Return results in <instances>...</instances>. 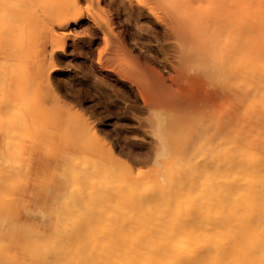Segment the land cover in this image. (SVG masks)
Segmentation results:
<instances>
[{
	"label": "bare ground",
	"instance_id": "6f19581e",
	"mask_svg": "<svg viewBox=\"0 0 264 264\" xmlns=\"http://www.w3.org/2000/svg\"><path fill=\"white\" fill-rule=\"evenodd\" d=\"M87 1L96 6L95 12L91 10L94 13L84 14L80 0H0V19L6 22L0 26V32L12 31L13 24L15 30L35 27L39 30L41 23L40 28L52 35L50 46L54 45V55L64 50L66 38L75 32L72 26L84 17L86 36L81 41L89 50L99 41L105 44L110 37L117 39L112 35L113 19L103 21L95 14L104 10L102 2L110 7V1ZM118 1L127 11L126 16L128 12L147 11L153 18L148 20L150 24L154 26L157 21L173 33L180 50H184L178 21L182 14L191 18V23L186 19L185 24L194 26L199 21V25L210 31L211 38L205 44L194 41L188 51L181 50L186 68L179 71L180 68L173 67L174 74L168 77L157 70H148L146 63L132 60V54L122 42L117 45L119 48L112 47L118 52L113 53L111 48L107 56L99 54L96 68L100 71L114 72L110 63L120 62L121 58L133 69L134 77L114 73L137 91L148 110L147 116H150L146 121L151 124L158 143L154 164L136 174L141 182H130L128 194L123 197L118 195L115 186L108 190L99 177L103 173L93 176L91 170L97 167L95 164L91 167L86 163L78 171L74 167L77 172L73 169L70 179L65 174L67 171L63 172L70 180L68 185L96 186L86 191L78 187L68 189L61 202L64 196L67 200L58 207L61 217H68L73 225L80 223L83 232L88 234L83 236L81 227L66 231L59 245L40 251L43 264H264V0ZM183 1L198 3L186 11L181 10ZM208 6L210 14L205 12ZM196 25L195 30L200 27ZM187 26V32L193 34V26L191 30ZM223 35L228 36L227 41H222ZM5 41L0 36L1 58H6L8 53ZM43 59L35 65L41 81L55 67L52 63L44 66ZM17 99L14 96L3 102L4 109ZM198 102L205 103L212 113L221 110L213 121L209 120V123L215 120L213 125L219 141L211 137L208 141L209 134L205 132L207 142L200 141L204 136L201 135L197 142L190 143L180 134L184 131L179 129L180 107L193 109ZM30 104L29 116L43 109L40 105L33 107V102ZM10 114L9 119H2L8 131L11 126L16 129L18 120ZM203 126L199 125L200 129ZM200 129L202 134L204 131ZM44 133L48 130L40 132L38 137ZM181 137H184L182 141ZM8 141V136L0 139L1 164L11 148ZM74 158L80 161L82 156ZM108 191L112 195L106 196ZM93 221H99V226L89 229Z\"/></svg>",
	"mask_w": 264,
	"mask_h": 264
},
{
	"label": "rangeland",
	"instance_id": "374dc122",
	"mask_svg": "<svg viewBox=\"0 0 264 264\" xmlns=\"http://www.w3.org/2000/svg\"><path fill=\"white\" fill-rule=\"evenodd\" d=\"M106 1H110L111 5L109 7L101 3L105 13L100 11L101 13L95 14H98L97 17L103 21L108 22L113 19L112 35L117 39L110 37L105 44L99 41L93 45L92 50L81 41L86 36L84 17L77 25L72 26L76 29L73 35L66 38L64 50H58L54 55L52 54L54 45L50 46L53 42L52 35L40 28L41 23L38 24L39 30L37 27L15 30L13 24L12 31L0 32L1 38L6 40L4 46L8 51L6 58L0 57V100L6 97L0 104L2 108H0V126L3 127V130L0 129L3 131L0 139L8 136V142L11 144L2 164L0 160V253L3 252L2 258H5H1L0 264H43L40 251L59 245L66 231L81 227L80 223L73 225L68 217H61L58 207L67 200L64 196L61 202L68 189L78 187L86 191L91 187L96 189V186L86 187L84 184H78L75 187L74 184H66L69 183L70 180L67 179L72 172L78 171L86 163L90 166L97 165L98 170L96 166L91 170L93 176H97L98 172L103 173L102 177L98 176L109 187L108 190L112 188L111 186H115L118 195L123 197L128 194L127 185L130 182L136 181L137 184L141 182V178L136 174L148 170L154 164L153 156L158 143L151 131V124L146 121L150 115L147 116L148 110L145 104H142L144 102L141 96L139 98L138 93H135L137 91L134 92L135 89L132 90L133 87L120 78L123 74L134 77L133 69L129 68L128 61L121 58L120 62L111 60L110 63L114 72L121 73L120 76L115 75L111 70L100 71L96 68L99 54L107 56L111 53L112 47L116 49L115 47L122 42L126 49H129L130 55H135V58L130 56L132 60L136 59L141 64L146 63L144 65H147L148 70H157L168 77L174 74L173 67L180 68L179 71L186 68L183 54L188 51L191 43L195 41L197 44H205L206 41H210V31L205 30L201 23L199 25L198 20L196 23V20L192 21L195 23L194 26L188 24L191 18L182 14L178 20L180 42L181 45L185 44L182 45L184 48L181 49L184 51L182 52L178 49L180 43L176 41L173 33L165 30L161 23V25L156 23L157 21L154 26L150 24L148 20L151 16L147 11L143 14L136 11L128 12L126 16L127 11L122 9L118 0ZM183 2L185 5L181 6V10H186L189 6L195 7L198 3ZM79 6L84 14L95 12L93 8L96 6L87 0H80ZM209 6L205 12L210 14L213 8L210 6L211 11ZM4 23L6 22L0 19V26ZM187 25L190 26V30L193 26L191 30L194 31L193 34L187 32L189 30L185 28ZM195 25L200 26L202 32L198 28L197 33ZM227 39L228 36H222V41ZM114 49L112 52L115 51ZM101 50L102 52L99 53L98 51ZM42 57L45 59H43L44 66L47 67L51 63L55 65L50 76L43 78V81L38 80L35 66ZM199 77L205 80L202 74ZM14 96H18L17 101L4 109L3 102ZM217 100L219 102L220 99ZM30 101L33 102V107L40 105L43 108L33 116L27 115V111L32 108ZM198 104L197 107L196 104L195 107L192 106L193 109L183 110L180 107L179 129H184L180 134L186 136V141L189 140L190 143L192 140L197 142L196 140L203 135L204 138L202 137L200 141L207 142L208 137H205V132L209 134L208 141H211V138L219 141L220 136L213 125L215 120L213 123L212 121L221 110L212 113L211 108H207L205 103L198 102ZM12 112H15V115H11ZM9 114L13 116L12 119L15 117L18 120L16 129L15 126L13 128L11 126L8 131L7 128L4 129L2 119L5 117L9 119ZM24 115L31 120L29 121ZM209 120H212V124ZM205 123H209L208 126ZM199 125L201 128L203 125L207 127L203 126L202 130ZM197 128L200 132H204L200 134ZM47 130L46 135L44 133L38 137L40 132ZM183 132L186 134L184 135ZM184 137L180 140L182 141ZM81 156L80 161L74 158L78 159ZM64 166L68 168L64 170ZM66 171L71 172L68 174ZM63 172L69 177L66 178ZM110 195L112 194L108 191L106 196ZM96 202L99 204L98 201ZM99 221L91 222L88 228H97ZM112 221L118 220L112 219ZM81 230L83 236L88 234L83 232L82 227Z\"/></svg>",
	"mask_w": 264,
	"mask_h": 264
}]
</instances>
